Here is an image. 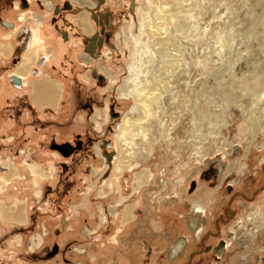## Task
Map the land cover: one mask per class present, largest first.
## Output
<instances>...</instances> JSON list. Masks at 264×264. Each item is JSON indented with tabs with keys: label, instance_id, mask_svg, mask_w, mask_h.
I'll list each match as a JSON object with an SVG mask.
<instances>
[{
	"label": "rangeland",
	"instance_id": "1",
	"mask_svg": "<svg viewBox=\"0 0 264 264\" xmlns=\"http://www.w3.org/2000/svg\"><path fill=\"white\" fill-rule=\"evenodd\" d=\"M103 1L111 34L91 60L81 43L88 61L63 57L61 108L5 131L0 205L28 218L5 236L20 222L0 217V264H175L179 237L229 210L214 243L264 260V0Z\"/></svg>",
	"mask_w": 264,
	"mask_h": 264
},
{
	"label": "crops",
	"instance_id": "2",
	"mask_svg": "<svg viewBox=\"0 0 264 264\" xmlns=\"http://www.w3.org/2000/svg\"><path fill=\"white\" fill-rule=\"evenodd\" d=\"M21 1L0 0V159L8 154L7 143L11 141L5 135L7 127L19 125L21 128L24 119H31L34 114L45 119L46 113H55L61 108L69 88V76L65 73L73 71L72 68L64 71L63 57L69 55L83 62L85 56L78 46L83 36L92 34L95 29L87 9L92 4L89 0H75L87 7L78 11L61 8L59 15L55 14L54 6L64 4L65 0H26L24 5ZM76 31L79 36L73 34ZM14 75L19 77V82L12 80ZM21 104H24L23 112ZM6 111L13 114L4 118ZM12 154L18 156L19 152L14 150ZM0 168V176L4 177L7 167L0 162ZM0 207V214L6 215V208Z\"/></svg>",
	"mask_w": 264,
	"mask_h": 264
},
{
	"label": "flooded vegetation",
	"instance_id": "3",
	"mask_svg": "<svg viewBox=\"0 0 264 264\" xmlns=\"http://www.w3.org/2000/svg\"><path fill=\"white\" fill-rule=\"evenodd\" d=\"M92 4L88 6V12L90 16V20L92 21L93 25L95 26L94 31L92 34L88 36H83L82 44V50L83 53H87L90 55V57L87 55V57L91 60L92 56L98 55V50L100 47H102V44L104 42V39L106 36H110L111 32L107 29L109 26V21L112 18V13L109 9L106 7L103 8L105 1L103 0H89ZM21 5L26 4V2L21 1ZM29 4V1H28ZM18 7L19 4H17ZM87 7V5L80 4L75 0H70L64 2L62 4V7L54 6V12L56 15H59L62 11L61 8L64 11H70L75 9V11H78L80 9H83L84 7ZM55 15V16H56ZM76 36H79V33L73 32ZM66 35V34H65ZM106 35V36H105ZM100 56V55H99ZM85 62L87 59H83ZM88 61V60H87ZM72 63V61H70ZM54 150H57L58 152L61 151H67L68 154L72 155L73 152L79 150L80 148H83L81 140L76 139L75 142L70 143L68 140H66L64 143H52L50 145ZM109 147L108 141H101L99 145H95L94 149L97 154H100V157L104 160V163L106 165L111 164V154L106 151V148ZM103 151L100 152L101 149ZM98 149L99 151L97 152ZM66 169V167H64ZM2 169H0L1 172ZM230 203V201L228 202ZM17 205H20L19 208L13 207L6 209V215H1L0 217H3L4 220H6L9 223H17L20 222L18 225L12 226V228H9V230H6L3 234L5 236H13L22 234L25 232L24 227L26 224V219L28 218V215L24 213V208L22 203H18ZM129 206H124V209ZM193 211L202 213L203 207L202 205H199V203H193ZM2 208V207H1ZM122 210V213L124 211ZM4 213V212H3ZM129 213V209H128ZM230 210L229 212L224 216L225 218H216L213 220V226L212 229H206V225L199 228L197 231L196 237L192 242H189L179 237V240L174 244V247L171 248V252L169 253L168 258H172L175 260V264H264V260L261 259V261L253 262L250 260L251 258L247 254H233L234 250H227L228 247L231 246L230 242L226 241H220L219 243H214V240L220 237L221 234V226H226L227 223H229L230 219ZM124 220H129L130 213L126 216L125 214H122ZM19 216V217H18ZM128 217V218H126ZM245 218L251 221L259 220L261 221L258 216H253L250 213L245 214ZM11 221V222H10ZM196 220L192 219V222L190 225L193 227ZM235 233V230L232 231ZM37 241H40L41 238L39 235H36ZM39 243V242H38ZM189 244V245H188ZM226 249V250H225ZM225 250V251H224ZM82 252V251H81ZM33 257L39 258V254L33 252ZM115 263L112 264H118V254H116ZM171 264V263H168Z\"/></svg>",
	"mask_w": 264,
	"mask_h": 264
},
{
	"label": "water",
	"instance_id": "4",
	"mask_svg": "<svg viewBox=\"0 0 264 264\" xmlns=\"http://www.w3.org/2000/svg\"><path fill=\"white\" fill-rule=\"evenodd\" d=\"M23 2H26V0H22ZM12 80L15 81V82H19V77L14 75L12 76ZM1 169V168H0Z\"/></svg>",
	"mask_w": 264,
	"mask_h": 264
},
{
	"label": "bare ground",
	"instance_id": "5",
	"mask_svg": "<svg viewBox=\"0 0 264 264\" xmlns=\"http://www.w3.org/2000/svg\"><path fill=\"white\" fill-rule=\"evenodd\" d=\"M17 208H19V206H18ZM0 209H1V207H0ZM123 212H124L125 215H127V213H128V209H125ZM1 213H2V212H1ZM18 217H19V216H18Z\"/></svg>",
	"mask_w": 264,
	"mask_h": 264
}]
</instances>
